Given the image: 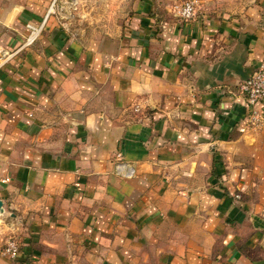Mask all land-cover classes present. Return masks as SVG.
I'll use <instances>...</instances> for the list:
<instances>
[{"label": "crops", "instance_id": "1", "mask_svg": "<svg viewBox=\"0 0 264 264\" xmlns=\"http://www.w3.org/2000/svg\"><path fill=\"white\" fill-rule=\"evenodd\" d=\"M49 1L0 0V44ZM72 1L0 68V264H264V0Z\"/></svg>", "mask_w": 264, "mask_h": 264}, {"label": "built area", "instance_id": "2", "mask_svg": "<svg viewBox=\"0 0 264 264\" xmlns=\"http://www.w3.org/2000/svg\"><path fill=\"white\" fill-rule=\"evenodd\" d=\"M56 0H50L45 15L38 22H27V33L23 36V39L18 49H8L0 44V68H2L15 54V52L26 45L31 44L44 28L48 15L55 11ZM74 4V1L70 2ZM61 8V7H59ZM197 0H181L173 2L169 11L172 15L181 19H188L193 17L197 13ZM239 92L245 96L246 101L250 105L251 109L247 116V124L250 127H258L264 123L263 112L256 107L257 102L264 97V59H262L258 66L244 79H242L238 85ZM19 250V241L14 236H9L2 248L1 254L15 257Z\"/></svg>", "mask_w": 264, "mask_h": 264}, {"label": "rangeland", "instance_id": "3", "mask_svg": "<svg viewBox=\"0 0 264 264\" xmlns=\"http://www.w3.org/2000/svg\"><path fill=\"white\" fill-rule=\"evenodd\" d=\"M120 1H122V0H120ZM124 1L127 3L128 0H124ZM70 2H72V0H56L55 4L58 6V9H57V7H55V11L52 12V14L53 13H57L58 15L61 14L60 17L61 18L63 17L64 19H66L67 17L70 16L69 12L71 9H73L72 6L74 5V4L71 5ZM108 2H111V6H114L118 10V6H117L118 0H79V5L77 6L76 9H74V11H77L79 14L82 13V15L85 13L98 15V14L105 12V11L102 9L97 10V8H99V7H96V6H98L100 4L105 5V3H108ZM89 4L90 5L92 4V6H90V8H88ZM121 5H123V2H121ZM127 6H128V4H127ZM59 7H61V8H59ZM100 8H102V7L100 6ZM79 14H78V16H81ZM119 20H120V18L115 16V12H112L111 16L106 19V21L110 22L111 24L114 21H119ZM98 27L101 28V26H96V28H98ZM3 211H4V207H3ZM7 222H9L7 214H5V217H2V218L0 217V223L5 224L3 226V229H5V230H2V231L0 230V235H2V237L0 239L2 246L5 242V240L10 236V234L12 235V233H13V232L12 233L6 232L7 227H5V226H7ZM4 232H6V233H4Z\"/></svg>", "mask_w": 264, "mask_h": 264}, {"label": "water", "instance_id": "4", "mask_svg": "<svg viewBox=\"0 0 264 264\" xmlns=\"http://www.w3.org/2000/svg\"><path fill=\"white\" fill-rule=\"evenodd\" d=\"M0 211H3L2 200L0 199Z\"/></svg>", "mask_w": 264, "mask_h": 264}]
</instances>
